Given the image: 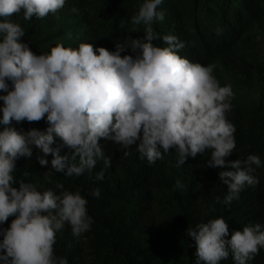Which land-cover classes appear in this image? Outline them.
Listing matches in <instances>:
<instances>
[{
  "label": "clouds",
  "instance_id": "clouds-1",
  "mask_svg": "<svg viewBox=\"0 0 264 264\" xmlns=\"http://www.w3.org/2000/svg\"><path fill=\"white\" fill-rule=\"evenodd\" d=\"M162 2L141 0L130 22L143 25V35L115 43L113 50L56 43L37 55L21 42L25 31L11 17L55 15L66 0H0V264H67L54 253L56 234L67 224L78 238L93 222L79 188L56 183L38 190L16 178L17 160L30 159L34 150L40 166L68 178L91 176L102 161L96 181L111 166L102 140L125 155L135 145L149 166L173 153L179 168L207 153V167L227 169L218 173L227 191L215 198L225 206L259 184L255 173L264 162L258 154L226 160L236 147V129L227 118L231 85L219 83L217 63L190 61L179 54L185 43L176 35L154 31L153 24L165 19L157 10ZM221 33L217 27L215 34ZM158 39L165 46L156 45ZM42 119L43 129L12 126ZM90 194L99 199L101 192ZM185 234L195 247L194 264H221L229 257L233 264H249L264 249V223H248L229 236L225 218L214 216Z\"/></svg>",
  "mask_w": 264,
  "mask_h": 264
},
{
  "label": "trees",
  "instance_id": "trees-1",
  "mask_svg": "<svg viewBox=\"0 0 264 264\" xmlns=\"http://www.w3.org/2000/svg\"><path fill=\"white\" fill-rule=\"evenodd\" d=\"M140 2L66 0L57 12V20L51 21L52 14L27 21L22 14H14L11 19L25 31L21 42L37 55L56 43L75 48L84 42L113 50L115 43L143 35V25L133 26L130 22ZM157 10L165 13V19L153 24L154 31L176 35L185 43L179 54L190 61L217 63L214 75L221 86L232 87L234 98L227 118L236 129V147L226 160L254 153L264 162V60L257 63L239 51V45L254 29L264 37V0H163ZM217 27L222 29L220 35L215 34ZM154 43L165 46L159 39ZM224 75L231 80L225 81ZM252 75L257 81L251 80ZM12 126L27 131L33 127L43 129L46 124L42 119L19 124L13 121ZM100 142L111 157L103 181L94 179L95 172L103 168L102 161L97 162L91 176L85 173L72 178L40 166L35 150L30 159L22 157L16 162L17 179L35 184L38 190L52 188L56 183L71 191L79 188L87 200V212L93 221L90 230L73 237L66 224L56 234L54 253L66 259L67 264H194L195 247L185 234L188 227L223 216L230 236L248 223H264V167L255 173L259 184L245 187L238 201L225 206L216 203L215 198H222L227 191L218 179L219 171L227 169L207 167V153L189 158L179 168L173 153L149 166L139 158L135 145L125 155L118 145ZM94 188L100 189L99 199L90 194ZM165 232L172 240V247L166 250L160 245ZM221 264H233L231 257ZM249 264H264V249Z\"/></svg>",
  "mask_w": 264,
  "mask_h": 264
},
{
  "label": "rangeland",
  "instance_id": "rangeland-1",
  "mask_svg": "<svg viewBox=\"0 0 264 264\" xmlns=\"http://www.w3.org/2000/svg\"><path fill=\"white\" fill-rule=\"evenodd\" d=\"M59 18L58 13L51 16V21L57 20ZM248 40L239 45V51L246 57V59H251L257 63H262L264 60V37L261 32L256 28L247 38ZM251 80L253 82L257 81L256 75H252ZM225 81H230L231 77L228 75H224ZM164 199V198H163ZM163 239L160 242V245L164 250L170 249L172 247V240L169 237V233H163ZM161 248V247H160Z\"/></svg>",
  "mask_w": 264,
  "mask_h": 264
}]
</instances>
